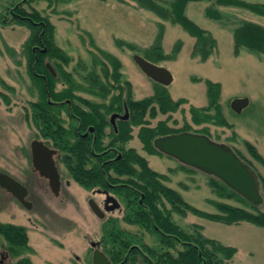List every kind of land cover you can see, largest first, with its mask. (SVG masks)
<instances>
[{"label":"rangeland","instance_id":"rangeland-1","mask_svg":"<svg viewBox=\"0 0 264 264\" xmlns=\"http://www.w3.org/2000/svg\"><path fill=\"white\" fill-rule=\"evenodd\" d=\"M152 1L170 12L174 0ZM240 1L264 5V0ZM17 5L29 13L36 10L46 18L53 27V43L67 61L61 62L50 56H45L44 60L53 68L54 63L59 64L70 76L71 83L77 85L72 88L75 96L80 97V84L89 86L87 92L91 96H84L93 101L104 98L98 95V86L93 84L89 73L98 70L102 74L104 68L113 71V66L101 52L120 63L122 82L130 84L134 101L152 96L155 83L139 69L133 57L139 55L146 59L145 51L150 50L159 37L164 58L149 61L170 72L172 82L161 86L173 101L182 99L184 103L165 114L157 112L154 117L146 113L149 129L160 121L168 122L170 128L178 131L188 125L190 130L186 131L206 135L238 151L257 174L263 203L256 208L264 212L261 187L264 164L255 160L245 145H252L264 162V54L246 48L236 50L233 37L240 22L264 27V16L242 7L219 4L216 0L188 2L184 8L185 17L211 37L206 40V47L201 48L197 38L180 24L141 7L135 0H36L30 4L23 0H0V172L24 185L29 191L27 200L32 204V208L27 209L0 188V222L24 227L31 249V252L13 258L0 238V257H4V264H13L21 258H28L33 264H91L93 248L90 243L96 242L98 249L103 251L101 228L109 218L117 220L126 231L142 234L147 244L153 243L151 237L137 226L122 221L124 211L106 214L104 220L95 216L88 200L101 202V197L92 194L96 188L87 190L76 183L59 158L56 164L62 181L58 195L52 193L46 180L32 171L31 142L48 141L29 120V103L37 101L40 94L39 86L30 77L25 47L31 31L26 25L12 22L8 14ZM208 9L218 13L220 19L207 16ZM2 14L6 15V22L2 21ZM206 48L208 52H204ZM204 53L207 54L205 58ZM206 81L219 85L218 103L228 126L192 122L190 108L208 105ZM67 86L60 79L56 90ZM2 95L8 98V103ZM243 98L248 99L247 107L239 114L234 113L231 102ZM153 106L158 110L156 104ZM141 125H133L131 141L126 146L144 158L152 171L162 175L163 185L177 192L185 203L207 214L217 213L210 201L243 207L237 201L218 197L209 185L212 177L158 152H147L138 138ZM203 128L207 131L203 132ZM47 144L52 147L50 142ZM66 182L70 184L68 188ZM121 202L120 208L124 209L125 203ZM172 217L181 228L191 230L192 225L199 226L203 237L234 248L235 254L229 264H264V228L248 222L225 224L190 212L183 216L174 213Z\"/></svg>","mask_w":264,"mask_h":264},{"label":"trees","instance_id":"trees-1","mask_svg":"<svg viewBox=\"0 0 264 264\" xmlns=\"http://www.w3.org/2000/svg\"><path fill=\"white\" fill-rule=\"evenodd\" d=\"M34 1L36 0H23V2L29 4ZM135 1L141 7L151 10L161 17H169L173 22L180 24L190 35L197 38L201 48L206 47V40H211L208 33L184 15V8L188 2L204 0H174L171 3L170 12H167L152 0ZM216 2L242 7L257 15L264 16L263 4H249L240 0H216ZM14 11L16 15L11 16V21L26 25L31 31L25 47L30 77L39 86V99L29 103L30 122L36 127L39 134L59 151L61 161L70 177L83 188L91 190L103 187L107 181L115 184L126 183L127 186H116L113 189L125 203L122 221L128 225L137 226V228L148 234L153 241L152 244H147L143 240L142 234L126 231L117 220L107 219L102 224L100 245L111 264H229L228 261L235 254L234 248L225 247L215 240L203 237L199 226L192 225L191 230L181 228L175 223L172 215L175 213L183 216L185 213L190 212L208 220L225 224L248 222L264 228V212L259 211L258 208L252 206L215 178L209 179L212 191L218 197L224 200L237 201L243 207L233 206L225 202L210 201L217 212L216 214L198 211L185 203L177 192L164 186L161 182L164 177L152 171L146 160L140 157L135 150L125 151L123 160H117L106 165L112 166L117 176L116 179L108 173L104 174L100 170L101 157L95 158L88 153L92 149L102 150V143H96L93 146L91 140L83 141L77 135L80 120H78V107L75 105V101H80V97L75 96L72 89L77 85L71 83L70 76L64 73L59 64L54 63V69L57 73L55 77L44 68L43 59L45 56L56 58L61 62L67 61V58L53 43V27L36 10L29 13L20 5H17ZM206 14L213 19H220V15L213 10L208 9ZM19 16H28V19H21ZM39 21L43 22L44 26L32 23ZM233 37L236 50L246 48L253 53L264 54V27L250 22H240L238 27L234 29ZM40 39L46 47V52L45 54L36 52L38 60L35 62L30 47L39 44ZM159 40L158 37L150 50L145 51L146 60L157 61L164 58L160 50ZM128 46L132 48V46ZM204 52H208V48ZM100 54L109 60L113 66L112 76L118 94L113 96L111 100L116 103L120 102L123 93L126 92L125 99L130 102L132 111V125L146 123L143 120L146 113L154 117L157 112L165 114L184 103L182 99L173 101L165 88L156 83L155 92L152 96L134 101L130 95V84L127 81L122 82L119 71L120 63L108 54L102 52ZM203 55L204 58L207 56L206 53ZM108 72L109 70H106L107 76ZM40 73H43L45 78L40 77ZM60 79L68 86L57 91L56 84ZM95 81L98 86V95L105 98L109 94V89H107L109 82L104 84L101 81ZM205 83L208 105L200 109L190 108L192 122L194 124L212 122L216 125L228 126L221 116V108L218 103L219 85L210 81ZM6 89L11 90L9 87H6ZM2 96L5 102L8 103V98ZM67 100L70 101V105L67 104ZM153 104L157 105L158 110ZM186 130H190L188 125H184V128L179 131ZM202 130L203 132L207 131L206 128ZM127 132H129V129L116 136L113 144L117 143L123 146L125 142L129 141L131 136L126 135ZM170 132L178 131H172L166 126L165 122L160 121L152 129L141 128L138 138L147 152L156 153L157 151L152 145L153 139ZM113 144L111 142V145ZM245 145L249 154L255 160L264 164L256 149L249 143ZM85 151L88 155L85 154ZM235 152L252 167L251 163L238 151ZM96 160L98 162H95ZM87 161L91 163V169H86L85 163ZM119 176H126V178L120 180ZM261 187L264 191L263 180H261ZM141 196L143 197L141 198ZM139 200H141V203H139ZM0 238L6 243V250L13 258L31 252L24 227L0 222ZM13 264L33 263L28 258H21Z\"/></svg>","mask_w":264,"mask_h":264},{"label":"water","instance_id":"water-1","mask_svg":"<svg viewBox=\"0 0 264 264\" xmlns=\"http://www.w3.org/2000/svg\"><path fill=\"white\" fill-rule=\"evenodd\" d=\"M133 60L153 82L162 86H168L172 82V76L167 69L139 55H134ZM46 66L55 75L53 68L49 64ZM247 105V98L234 99L230 108L234 113L239 114ZM153 147L181 165L218 179L252 206L259 207L263 203L257 174L230 146L215 142L206 135L182 132L156 138L153 141ZM30 150L32 171L47 179L50 190L57 195L60 189V177L53 158L56 151L48 148L40 140H33ZM0 188L12 195L22 206L31 209V203L26 200L27 189L17 180L0 172ZM105 204L106 211H112L118 207L117 200L108 194H106ZM88 205L98 218L104 217L96 203L89 200ZM90 246L93 248L91 264H111L108 257L97 248L96 242H91ZM3 260L4 257L1 255L0 264Z\"/></svg>","mask_w":264,"mask_h":264},{"label":"flooded vegetation","instance_id":"flooded-vegetation-1","mask_svg":"<svg viewBox=\"0 0 264 264\" xmlns=\"http://www.w3.org/2000/svg\"><path fill=\"white\" fill-rule=\"evenodd\" d=\"M15 7L11 8L8 11V14H9L10 17L16 15L15 11H14ZM2 16H3L2 17V21L6 22V18H7L6 15L2 14ZM19 17L21 19H28V16H19ZM32 23L34 25L41 24L42 26H44V23L40 22V21L39 22H32ZM36 52H40V53H44V54L46 52V47L44 46V44L42 42V39L39 40V44H37V45L32 47V53L34 54L35 62H37V60H38V58L36 56ZM47 64H49L53 68V66H52V64H50V62H47V61H45L43 59V65H44V68L47 70V72L49 74H51L52 76H54V77L57 76L56 71L54 70V68H53V70H54L55 75H53L47 69V66H46ZM102 66L104 67V63L102 64ZM101 70H102V74L99 73L98 70H97V72H95L93 70L89 74H91V80L94 82L93 83L94 85H96V81L95 80L101 81L104 84L109 82V87L107 88V89H109V94H108V96L106 98H104L102 100L99 99V101L89 100L88 98H86L84 96V94H87V95L91 96L87 92L88 91L87 88H89V86H85L84 85L85 83L84 84H80V101L75 103V105L78 107V110H77V113L79 115L78 120H80V125L77 128V135L83 141L91 140L93 146H95L96 143H102V150L92 149V150H89L88 153H89V155H91L92 157H95V158L96 157H101L100 170L104 174L108 173L109 175H112V177H114L116 179L117 176L115 175L112 166H106V165L110 164V163H112L114 161H117V160L118 161L123 160V153L125 151H128V150H133V148H130V147L128 148L126 146L127 143L129 141H131V139L129 141L125 142L123 144V146H120V144H117V143L113 144L114 138L116 136H119L120 134H122L124 131H127V129H129V132H127L126 135L132 137V129H133V125H132V111H131V108H130V102L125 99L124 93H123V98L120 100V102L116 103V102H113L111 100V98L113 96L118 94L117 90L115 89V82H114L113 76H112V72L113 71L112 72L109 71L108 72V76H107L106 68L101 69ZM39 76L45 78V75L43 73H40ZM84 78L85 77H83L82 79L84 80ZM85 81H87V80H85ZM108 97H110V98L107 99ZM67 104L68 105L71 104L69 100H67ZM112 116H114L113 119H111ZM145 116H144V119L146 118ZM144 121L146 123L142 124L141 128H149L148 127L149 119L146 118V120H144ZM88 122H90V123H88ZM93 122H95V123H93ZM165 123L167 124V127L170 128V126L168 125V122H165ZM170 129L172 131L173 130L174 131H178V130H175L174 128H172V127ZM182 132H188V131L170 132L168 134L158 136L157 138L163 137V136H167V135L182 133ZM111 142H112L113 145H111ZM43 143L48 148L53 149V150L56 151V153L53 156V158H54V161H55L56 169H57L59 177H60V189H59V192H58V194H59L60 191H61V181H62L61 177L62 176H61V174L59 172V169L57 167L56 162H57L58 158L61 161V158H60L61 156H60L59 151L56 148H54L53 146L50 147L47 144L48 142H43ZM120 147H122L123 149H121ZM30 154H31V150H30ZM85 154H87L86 151H85ZM158 154L164 155V154H162L160 152H158ZM166 157L171 158L169 156H166ZM171 159H173V158H171ZM173 160H175V159H173ZM95 162H98V160H96ZM85 164H86V167H87L86 169H91V163H89V161H87ZM40 178L46 180V182L48 184V180L47 179H45L43 177H40ZM125 178H126V176H119L120 180L125 179ZM65 184H66V188H68L70 186L69 182H66ZM48 186H49V184H48ZM116 186H127V184L126 183H121V182L118 183V184H115V183H110V182L107 181L106 183H104L103 187H98L92 192L93 195L97 194L99 197H101V202L100 203H96L94 200L89 199V200H92L94 203H96V205L99 207V209L103 212V215H104V217L102 218L103 220L105 219L106 214L114 213L115 211H118L119 213L124 211V209L120 208L121 207V203H122L121 202V198L118 196V194L116 192L113 191V189ZM28 194H29V191L27 189V196H28ZM106 194L114 197L117 200L118 207L116 209H114L112 211H106V204H105ZM27 196H26V200H27ZM142 197L143 196H141V198ZM89 200H88V202H89ZM139 203H141V200H139ZM31 208H32V204H31ZM4 262H5V260H3L2 264H4Z\"/></svg>","mask_w":264,"mask_h":264}]
</instances>
